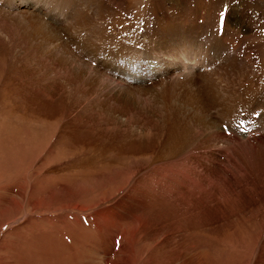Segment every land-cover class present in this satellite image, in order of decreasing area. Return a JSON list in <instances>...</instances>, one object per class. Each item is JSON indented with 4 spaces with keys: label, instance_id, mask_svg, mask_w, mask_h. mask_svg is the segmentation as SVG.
<instances>
[{
    "label": "rangeland",
    "instance_id": "374dc122",
    "mask_svg": "<svg viewBox=\"0 0 264 264\" xmlns=\"http://www.w3.org/2000/svg\"><path fill=\"white\" fill-rule=\"evenodd\" d=\"M68 1L0 0V264H264V141L241 150L248 136L264 135V125L244 139L236 122L264 108V99L244 105L264 87V20L259 35H250L231 13L242 0H215L229 5L226 16L235 21L224 26L221 8L194 0L188 10L197 14L187 18L196 45L184 62L193 73L209 71V81H165L171 77L159 64L132 82L128 63L148 67L157 50V0H110L114 9L131 6L119 20L102 10L93 15L88 0H73L71 18ZM248 1L251 8L237 10L263 15L264 0ZM35 7L58 30L83 19L106 37L97 44L90 32L52 34L31 22ZM221 39L252 52L250 77L230 71L229 57L211 49ZM171 48L161 52L164 61L179 54ZM211 77L233 94L221 117ZM215 104L217 125L238 141L210 140L207 106ZM213 152L228 171L212 165ZM197 177L207 184L200 194ZM166 234L173 238L161 244L158 235Z\"/></svg>",
    "mask_w": 264,
    "mask_h": 264
},
{
    "label": "bare ground",
    "instance_id": "6f19581e",
    "mask_svg": "<svg viewBox=\"0 0 264 264\" xmlns=\"http://www.w3.org/2000/svg\"><path fill=\"white\" fill-rule=\"evenodd\" d=\"M89 1V4H91L90 5V8H91V10L93 11H90V12H92L93 13V15L94 14H96V13H98V12H100V10H102V11H104L105 13H106V15H107V17L108 16H110L111 17V13L116 17V19L117 20H119V19H122V17H123V15H124V13H123V11L124 10H128V8L129 7H131L130 5H128L129 7H127L126 5L124 6V8H121V9H118V8H116V9H114L113 8V6L112 7H110V5H109V2H110V0H88ZM122 1V3L123 2H126V0H121ZM202 1H205V0H201V2ZM209 1V3L207 2L206 3V6H209L210 8H214L215 10L217 9V6H218V8H221L220 9V11L222 12V10L224 9L223 8V6H221V5H218L217 3H216V1L215 0H208ZM65 2H66V0H65ZM113 2V1H112ZM114 2H116V0H114ZM119 2H120V0H119ZM224 2V1H223ZM62 3V2H61ZM111 3V2H110ZM194 3V0H157V11H155L154 12V14H155V16H152L151 18H153L154 20H155V22H156V24H157V40H153L154 42H156V44H157V50L155 49L154 50V52H153V54L152 55H150V54H147V55H150V58H152L151 60L152 61H148L147 60V63H148V67H142V66H138V65H136V63H134V62H132V63H134L135 64V67H134V69L131 67V66H129V74H131V76H130V78H131V80L130 81H132V82H135L136 80H138V79H143V78H146V77H148L150 74H143V73H149V67L150 66H152L150 69L151 70H153V69H155V68H158L157 66L159 65V64H161L160 66H161V70H163V68L162 67H166L167 69L166 70H164V74L166 75V76H170L171 77V79L170 80H165V81H176V82H181L180 80H181V78H184V79H188L189 77L190 78H196V77H205L206 76V78H208L207 79V82L209 81V71H202L201 69L198 71V72H196V73H193L192 71H193V68L192 67H189L188 66V64H186L185 62H184V59L185 58H187L188 56H189V54H192V51H193V47L196 45V44H194L193 42H194V40H196V37H194L193 35H192V33H195L196 32V28H194V24L193 23H189L188 22V18H187V15H189V14H192V15H194V13H196V12H192L193 10V8L189 11L188 10V8L191 6L192 7V4ZM68 4H69V6H67L66 8H65V11H66V13H67V16L69 15V17H71V18H73L75 15H74V12H75V9L73 8V7H75V5H74V1L73 0H70V1H68ZM78 4V3H77ZM86 5V4H85ZM120 5V4H119ZM249 6L250 8H251V6H250V3H249V1L247 0V1H245V0H242V1H239V2H235V10L233 11V12H231L232 13V17H234L233 15H238V16H242L243 18H241L242 20H243V22H246V24H247V33L248 34H250V35H259V32H258V27H257V25H261V23H262V21L264 20V6H262L261 7V10L263 9V15L262 14H258L257 12H259V9L257 8V12H252V10L250 11V12H248V9L246 8V10H242V11H240V10H237V8L239 9V7H241V6ZM232 6V5H231ZM257 6V5H256ZM87 7V6H86ZM168 7H171V11H167V8ZM190 7V8H191ZM259 7V6H258ZM62 8V7H61ZM201 8V7H200ZM233 8V7H232ZM83 9H84V7H83ZM164 10V9H166V10H164V11H161V10ZM202 9V8H201ZM253 10L255 9V6H254V8H252ZM45 10V9H44ZM188 10V12H186ZM256 10V9H255ZM260 10V11H261ZM60 11V10H59ZM34 18H36L35 19V21H31V22H33V24H37V22H40V23H42V26L44 25V26H46V27H48V29L52 32V34L53 33H55V34H57V35H59V36H61V37H64L65 36V34H67V33H65L64 34V32H68V35L70 34V35H74V36H76V34H78V33H81V32H85V33H87V36H89V32H90V35L91 34H93L92 36H91V38H94L95 40H96V42H97V44L99 43V41L101 40H103V38H105L106 37V35H103V34H101V32L99 31V30H97V29H88V27H87V24H92L90 21H88V20H80V21H78L77 23L74 21H68L67 22V27H65L64 29H63V31L62 30H58V27L56 28L54 25H53V23L51 22V21H48L47 19H48V14H45L44 12L42 13V11L41 10H36V7H35V10H34ZM63 12V11H62ZM89 12V11H88ZM87 12V13H88ZM157 12H159V13H161L160 15H158V13ZM221 12H220V14H219V17H220V15H221ZM86 14V13H85ZM184 14L186 15V18L181 22V20H182V16H184ZM197 14V13H196ZM66 15V14H65ZM89 15V14H88ZM87 14H86V16H88ZM92 15V14H91ZM191 15V16H192ZM229 15V14H228ZM180 16V17H179ZM216 16V15H215ZM214 16V17H215ZM198 17V16H197ZM230 16H228L227 17V21L226 22H232L233 24L235 23V21L232 19V17H230ZM88 18H90L89 16H88ZM112 18V17H111ZM149 18V17H148ZM192 17H190V19H191ZM207 18V17H206ZM216 18V17H215ZM229 18V19H228ZM114 19V18H113ZM126 19V18H125ZM128 19V18H127ZM241 20V21H242ZM64 21V20H63ZM87 21H88V23H87ZM125 21V20H124ZM195 21H197V20H195ZM210 21H213V20H210ZM57 23V22H56ZM150 23V22H149ZM241 24H242V22H241ZM57 25V24H56ZM59 25V24H58ZM114 25H116V24H114ZM201 25V24H200ZM111 26V25H110ZM96 27H98V25H96ZM112 27V26H111ZM219 27V26H218ZM198 29V28H197ZM257 29V30H256ZM199 30V29H198ZM220 30V29H219ZM115 31V30H114ZM152 31V30H151ZM206 31V30H205ZM239 31H241V29H239V28H235L234 27V30H233V35H236V34H240V32ZM260 31V30H259ZM146 33H148L147 32V29H146V27H144L143 29H142V34L143 35H146ZM198 33V32H197ZM213 33H214V31H213ZM220 33V32H219ZM222 33V32H221ZM246 33V34H247ZM116 34V33H115ZM67 35V36H68ZM138 35V34H137ZM56 36V35H55ZM86 36V37H87ZM69 37H72V36H69ZM219 38V37H218ZM244 38H245V36H244ZM231 39V38H230ZM248 39V38H247ZM87 40H89L88 38H87ZM148 40V39H147ZM225 40V39H224ZM242 40V39H241ZM249 40V39H248ZM236 41V40H235ZM105 42V41H104ZM251 42V41H250ZM85 43H86V40H85ZM100 43H102V42H100ZM106 43V42H105ZM104 44V43H103ZM238 44V43H237ZM241 44V43H240ZM133 45V44H132ZM98 47V46H97ZM106 47V46H105ZM170 47H172L171 48V51H170V53H173V51H174V48H176V49H179V54L176 56V61H178V62H176L175 60H172V58L171 59H169V61H164V55L163 54H161V52H163L164 50H167V48H170ZM210 47H211V49L212 50H217L218 49V51H223V55L224 56H226V57H229L228 59V61H227V63H225L224 65H226L229 69H230V71H235L234 73H240V74H242L244 77L245 76H248V77H250V75H248L249 73H248V70L250 69V62H251V59H254V57H253V54H252V52L251 51H248V52H242L241 51V49H243V48H241V47H239V46H237L233 41L232 42H230L229 41V43L227 42V43H223V41H222V39H221V44L220 45H218L217 43H212L211 45H210ZM100 49V48H99ZM145 49H146V51H149L150 50V46L148 45V46H145ZM200 49V48H199ZM253 49V48H252ZM255 49V48H254ZM107 50V49H106ZM152 50V49H151ZM98 51V50H97ZM107 51H109V50H107ZM114 51V50H113ZM156 52H157V56L155 55L156 54ZM167 52H169V51H167ZM166 52V53H167ZM202 52V51H201ZM111 54H116V53H111ZM168 54V53H167ZM106 55V54H105ZM173 55V54H172ZM166 56V55H165ZM168 56V55H167ZM105 57V56H104ZM148 57V56H147ZM178 57H181V60H178L177 58ZM160 58H162V61H161V59ZM196 59V58H195ZM192 61H193V59H192ZM224 62V61H223ZM201 63V62H200ZM47 66V65H46ZM205 66V65H204ZM211 66V65H210ZM217 66H219V65H217L216 63H214L213 65H212V68L214 69V68H217ZM254 66H255V64H254ZM224 68V67H223ZM177 69V70H176ZM118 70H119V68H118ZM247 70V71H246ZM120 71V70H119ZM258 71V70H257ZM194 72H195V70H194ZM211 72H212V70H211ZM256 72V71H255ZM45 73V72H44ZM162 74H160V76H161ZM208 75V76H207ZM241 75V76H242ZM57 77V76H56ZM67 77V76H66ZM65 77V78H66ZM79 77V76H78ZM77 77V79H79ZM233 77V76H232ZM54 78H55V76H54ZM68 78V77H67ZM180 79V80H179ZM183 79V80H184ZM211 79H212V81L210 82V83H208V84H210L211 85V87H212V89L211 90H213L212 92H213V94L217 97V99H219V110L217 111V114H218V116L219 117H221V115L222 114H224V112H225V109L222 107V106H224V105H226V106H228V104H227V102L226 101H231L232 99H233V94L232 93H230L228 90L227 91H223V88H221L220 87V83L215 79H213L212 77H211ZM67 80H69V79H67ZM71 80V79H70ZM158 80H161V79H158ZM196 80V79H195ZM202 80V79H201ZM74 81V80H73ZM194 81V80H193ZM243 81V80H242ZM70 82V81H69ZM158 82V81H157ZM187 82V81H186ZM189 82V81H188ZM202 82V81H201ZM257 82V81H256ZM263 82V81H262ZM181 83H183V82H181ZM187 84V83H186ZM190 84V83H189ZM202 84V83H201ZM260 84V83H259ZM264 84V83H263ZM203 85V84H202ZM182 86H184V85H182ZM192 86V85H191ZM227 86V85H226ZM260 86V85H259ZM161 87V86H160ZM179 87V86H178ZM122 88V87H121ZM183 88V87H182ZM189 88H190V86H189ZM200 88V87H199ZM57 89V88H56ZM184 89V88H183ZM242 89V88H241ZM244 89V88H243ZM163 90H164V87H163ZM180 90V89H179ZM182 90V89H181ZM194 90V89H193ZM260 90V89H259ZM211 92V93H212ZM199 93H200V91H199ZM204 96V95H203ZM200 97L202 98V96L200 95ZM247 98H248V100L244 103V105L247 107V108H251L257 101H259L260 99H264V87L263 88H261V91H260V93L257 95V96H247ZM203 99V98H202ZM235 101L237 100V99H234ZM191 101H193V100H191ZM203 101H204V99H203ZM212 101V100H211ZM218 101V100H217ZM245 101V100H244ZM210 102V101H209ZM233 103V102H232ZM262 103V102H261ZM195 104V103H194ZM197 104H202V102H201V100L200 99H198L197 100ZM205 104V103H204ZM209 103H207V105H208ZM211 104V103H210ZM264 104V103H263ZM203 105V104H202ZM201 106V105H200ZM241 106V105H240ZM260 106V105H259ZM230 107H232V106H230ZM205 108V107H204ZM233 108V110H237L238 108H235V107H232ZM247 108H244V109H247ZM212 109H218V106H217V104H215V106L213 105H211V106H207V111H208V116H209V121L207 122V128H209L210 127V133L212 134V136L210 135V134H208L209 136H210V140L211 141H213V142H215L216 143V141H218V144L219 143H221V142H223V140L224 141H226V142H229V141H231L232 143L233 142H235V141H238L239 140V137H237L236 135H233L232 137H228V139H229V141H228V139H227V136H226V134H225V132H224V130H222V126L220 127V125L218 124L217 125V121L216 120H214V117L212 116ZM256 110V109H255ZM248 111V110H247ZM247 111H246V113H247ZM216 112V111H215ZM251 112H252V109H251ZM256 112V111H255ZM259 112V111H258ZM233 113V115H235V113L234 112H232ZM256 114V113H255ZM214 115V114H213ZM216 116V115H215ZM239 116H242V114L240 113L239 114ZM241 119H248L247 117H242V118H237L236 119V122L238 121V122H240V120ZM211 120H213L212 122H211ZM218 120V119H217ZM258 121H259V123L260 124H263L264 125V108L261 110V115L259 116V118H258ZM220 123V122H219ZM222 123H224V122H222ZM228 123V122H227ZM234 123V122H233ZM213 126V128L211 129V127ZM260 126V125H259ZM228 128H231V130L233 131V133L235 132V130H236V127L234 128V125H233V127L231 126H229L228 125ZM244 128H249V126H248V124H247V126H244ZM262 129H264V127H262ZM261 129V130H262ZM214 131V134L212 133ZM259 131V129H256L254 132H253V130L252 131H249L248 133H244V135H243V138L245 139V135H252L253 133H255V132H258ZM264 131V130H263ZM235 134V133H234ZM263 135V134H262ZM261 135V137H259V136H255V139H254V141L252 140V138L253 137H251V136H248V141H246V144L245 143H243L242 144V147H241V150H246L247 149V147H248V143L249 142H262V141H264V135L262 136ZM223 139V140H222ZM230 143V142H229ZM264 144V143H263ZM217 145V144H216ZM241 145V144H240ZM235 146V145H234ZM232 147V146H231ZM236 147V146H235ZM256 147V146H255ZM239 149V148H238ZM206 150V149H205ZM224 150V149H223ZM247 151V150H246ZM209 152H211V151H209ZM214 152H215V150H214ZM214 152H213V155H212V158H211V161H213V163H215V164H213L212 163V165L213 166H217V167H219L220 166V170H221V172L222 171H225V168H227V171H228V168L229 167H223L222 168V164H220V163H216L215 161H216V152H215V154H214ZM212 153V152H211ZM206 154H208V153H206ZM210 154V153H209ZM243 154V153H242ZM247 155V154H246ZM222 156V155H221ZM209 159V158H208ZM219 159V158H218ZM231 159H233V158H229V161H228V163H230V161H231ZM235 159V158H234ZM240 159V158H239ZM223 161V160H222ZM210 162V161H209ZM220 162H221V160H220ZM208 164H210V163H208ZM240 164H242L241 162H240ZM199 166V165H198ZM209 166H211V165H209ZM212 166V167H213ZM200 167H201V169L204 171V170H207L206 168L208 167L207 165H200ZM147 168V167H146ZM209 168V167H208ZM209 170H211V168H209ZM234 170V169H233ZM199 171V170H198ZM199 174V173H198ZM205 174V173H204ZM194 175V174H193ZM202 174H200L199 176H201ZM198 180L200 181V179H198V177L194 180V182H193V187L195 186L196 187V189H194V190H199L200 192H198L199 194L200 193H202V191H201V189L202 188H204V187H206L207 186V184L205 183V182H199L198 183ZM176 181V180H175ZM189 181H193V178H189ZM143 185H145V184H143ZM190 186V185H189ZM151 188V187H150ZM141 189V188H140ZM186 189V190H185ZM184 190L185 191H189L190 192V194L192 193V189L191 188H189V187H187V188H185ZM206 190V189H205ZM196 192V191H195ZM198 193H196V195L198 194ZM146 194V193H145ZM199 194H198V197H199ZM208 194H209V192H208ZM223 194V193H222ZM204 195H205V192H204ZM154 196H155V194H154ZM201 196V195H200ZM210 196H211V194H210ZM224 197H225V195H223ZM146 197H147V195H146ZM138 198H140V197H138ZM212 198V197H211ZM148 199V198H147ZM151 199H152V197H151ZM142 200H143V198H142ZM141 200V201H142ZM156 200V199H155ZM170 200H172V199H170ZM146 201V200H145ZM155 202V201H154ZM147 203V202H146ZM146 203H144L145 205H146ZM163 203V202H162ZM200 203H201V205H204V203H205V200H204V198L202 199V198H200ZM233 203V202H232ZM156 204V203H155ZM154 204V205H155ZM144 205V206H145ZM215 205V204H214ZM221 206H223V204L221 205ZM207 207V206H206ZM216 207V206H215ZM218 207V206H217ZM200 208V207H199ZM144 209H145V207H144ZM142 210V209H141ZM179 215V214H178ZM179 217V216H178ZM176 220V219H175ZM249 220V219H248ZM150 222V221H149ZM146 224V223H145ZM147 225V224H146ZM228 225V224H227ZM147 226H149L150 227V225H147ZM143 229V228H142ZM161 235H164V234H161ZM161 235H158L159 237H158V239H162V240H160L161 241V244L162 243H167V242H169L172 238H173V236L172 235H168V234H166L165 236H167L166 238L165 237H163V236H161ZM149 236H150V234H149ZM168 239V240H167Z\"/></svg>",
    "mask_w": 264,
    "mask_h": 264
},
{
    "label": "snow or ice",
    "instance_id": "6c2138e0",
    "mask_svg": "<svg viewBox=\"0 0 264 264\" xmlns=\"http://www.w3.org/2000/svg\"><path fill=\"white\" fill-rule=\"evenodd\" d=\"M228 8H229V5L225 4L224 9L221 12L220 19H219V24L221 26L226 25V21H227L226 12H227ZM256 115L259 116V115H261V113H256ZM244 123H245V121L243 119H241L238 127L240 129H242L243 131H248L249 129L243 127ZM225 127H227V126H225Z\"/></svg>",
    "mask_w": 264,
    "mask_h": 264
}]
</instances>
